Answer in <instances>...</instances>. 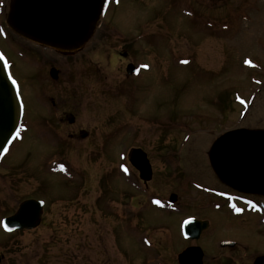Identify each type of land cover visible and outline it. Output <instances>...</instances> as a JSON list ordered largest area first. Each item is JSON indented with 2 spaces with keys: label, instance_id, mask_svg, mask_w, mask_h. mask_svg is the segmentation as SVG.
I'll return each instance as SVG.
<instances>
[{
  "label": "rangeland",
  "instance_id": "rangeland-1",
  "mask_svg": "<svg viewBox=\"0 0 264 264\" xmlns=\"http://www.w3.org/2000/svg\"><path fill=\"white\" fill-rule=\"evenodd\" d=\"M6 1L0 52L18 84L23 129L0 159V221L27 198L45 205L32 231L6 235L0 227V264H174L184 244L178 226L188 216L209 221L208 239L196 243L204 258L217 256L221 239L239 241L219 254L239 264L263 255L260 217H234L201 188L228 191L203 156L218 135L264 132V1H111L92 39L68 58L12 34ZM117 49L144 66L139 79L124 82L120 60L109 65ZM51 63L58 80L49 77ZM47 96L67 108L47 116ZM63 112L74 125L58 126ZM77 128L88 139H68ZM136 147L149 158V186L165 211L151 209L147 196L138 206V192L124 185L122 157ZM54 161L74 181L51 173ZM171 193L180 202L172 214ZM126 200L133 206L122 212Z\"/></svg>",
  "mask_w": 264,
  "mask_h": 264
},
{
  "label": "water",
  "instance_id": "water-1",
  "mask_svg": "<svg viewBox=\"0 0 264 264\" xmlns=\"http://www.w3.org/2000/svg\"><path fill=\"white\" fill-rule=\"evenodd\" d=\"M105 0H10L6 18L8 27L18 36L47 47L70 52L79 49L91 36L99 20ZM52 79L56 72L51 71ZM22 106L15 83L0 55V154L15 137ZM210 165L216 176L233 189L248 193H264V132L242 129L221 135L212 145ZM130 164L141 179H150L151 169L144 152L132 151ZM175 196H170L174 202ZM42 203L22 202L16 213L2 220V229L11 233L31 230L40 223ZM207 222L188 221L185 237L197 239ZM202 252L190 247L177 257L178 264H201ZM253 264H264V256Z\"/></svg>",
  "mask_w": 264,
  "mask_h": 264
},
{
  "label": "flooded vegetation",
  "instance_id": "flooded-vegetation-1",
  "mask_svg": "<svg viewBox=\"0 0 264 264\" xmlns=\"http://www.w3.org/2000/svg\"><path fill=\"white\" fill-rule=\"evenodd\" d=\"M34 45H35L36 49H41V50L46 51V52H51L55 56L60 57V58H68V57L76 56L83 50V48L85 46V45L82 46L80 49H78L76 51L66 53V52H59V51H56V50L48 49L46 47H42V46H39V45H36V44H34ZM114 51L115 52L112 54V56H110V58L111 57L112 58L109 59V65L111 66L112 63L115 62V64H116L115 68H117V63L119 62V60L121 61V63H120L121 64V68L120 69L122 70V73H123L124 82H128V81H130L132 79H139V76H137V75H138L139 71L143 72L144 69L134 59H132L133 61L130 60V58H132L131 57V53L127 49L126 50L117 49V50H114ZM128 65L129 66L131 65V69L133 70L132 73H130V74L127 73ZM115 68L112 69V70H115ZM129 70H130V68H129ZM51 71L56 72V78L55 79L51 78V76H50V72ZM59 72L60 71L52 63L48 66V74H49V77L53 81L54 80H58ZM46 98H47L46 100L48 101V104H49V106H47L48 104L46 103V107H47V111H48L47 114H46L47 116H48V114L50 115L52 111L56 112V111H59L60 108L61 109L64 108V110L67 108L66 107L67 105L62 106L64 104L59 102V101L57 103L54 102L53 101L54 97H50V96L48 97L47 96ZM64 115H65L64 112H63V116L60 115L61 117H63V119H61V122L58 121V118H57L58 126L60 127V126L64 125L65 122H67L68 126L74 125V119L70 123V120H72V119H70V116H68V114H67L66 117H65ZM50 120H51L50 117L44 120L45 123H47V128H49V129H50L49 124H51ZM67 136H68V139H70V140H73L77 136H79L82 139L81 141H84L85 139H88V137H89L88 134L84 130H82L81 128H77L74 132H72V134H69ZM186 140H187V138L183 139L184 142ZM134 149L142 150L139 147L131 148L130 149L131 151L127 150V152L124 154L123 167H122V177L124 179V185L128 189L130 187L131 190H133V191L135 190L136 192H138L137 195L140 197V201H135L136 203H139L138 206H140V207L146 206L145 197L147 196L148 197V204L147 205L151 209H155V210H158V211H164V208L161 207V205L159 204L160 202H163L162 196H160V194H158L157 192H153L152 188H154V187L149 186V184H150L149 182H151V180H152L151 178H152L153 171H152V166L150 164L149 158L146 155V153L142 150L145 153V155H146V158L148 160V163H149L150 169H151V175H150V179L149 180L145 181V180L141 179L140 176H139L138 171L135 170L130 164V158L132 156V151ZM209 155H210V150H208V148H207V151L204 152L203 156L206 158L205 160H206V163L208 165H210ZM210 167H211V165H210ZM129 176L137 181V183L135 184L136 186L132 187V185L129 184V182H128ZM218 182L220 183V185L225 186L228 189V191L216 190L219 193V194H217V197H219V198L213 196L210 193L209 194L211 196H213L214 198L219 199L221 202L224 201L223 196H221V195H224V194H228V196L231 195L233 197L232 199H233V202L235 204V208H236V210H238V212L235 215H233V216L234 217H240V216H242L243 213H248V214H251V215L258 216V217H260V219L257 222L255 221V223H256L257 226L259 224L264 229V193L257 194V193L242 192V191L233 189L232 187H229L228 185H226L225 183H223L219 179H218ZM193 185H198V183L194 182ZM206 189L207 188L202 187L201 191H205ZM172 194L175 195V202H174L173 205H168L170 207V209H171L170 214L178 212V209L180 208L178 206L180 202L178 200L177 195L175 193H171L170 195H172ZM126 206H129V207H126ZM130 206H133L132 205V201H131V203H128V200H126L125 203L122 204V212H123L124 208H126V211H127V209L129 210ZM143 208H145V207H143ZM122 218H124V215H122ZM190 218L196 219L194 216H190ZM200 221H207V220H204L202 218ZM207 222L209 224V221H207ZM208 230H209V226H208L207 230L203 231L200 234V236L198 237L197 240H183L184 244H182L181 250L178 253H180L181 251H183L186 248H190V247H194V246L200 247V246L196 245V243L197 242H201L202 240L206 241L208 239V236L206 235V233H208ZM178 236H179V233H178ZM260 236H261V232H260ZM226 242L233 243V244L222 245V243H226ZM238 243H239V241H236V240H229V239L218 240L217 245H216L218 254H217L216 257H212V258L206 257V256L204 258L205 253H204L203 249L200 247V249L203 252L202 259L204 258L202 260V264H228V262H230L229 264H239V262L237 260H234L232 258L231 259H227V258L219 256V254H221L224 250H227V249L230 250L229 248L234 249L238 245ZM211 245L214 247V242H212ZM178 253H177V255H178ZM263 255H264V252H263ZM254 260L252 262H250V264H253ZM174 264H177V258H175Z\"/></svg>",
  "mask_w": 264,
  "mask_h": 264
},
{
  "label": "bare ground",
  "instance_id": "bare-ground-1",
  "mask_svg": "<svg viewBox=\"0 0 264 264\" xmlns=\"http://www.w3.org/2000/svg\"><path fill=\"white\" fill-rule=\"evenodd\" d=\"M13 144H14V142L11 144V146H12ZM11 146H10V147H11Z\"/></svg>",
  "mask_w": 264,
  "mask_h": 264
}]
</instances>
